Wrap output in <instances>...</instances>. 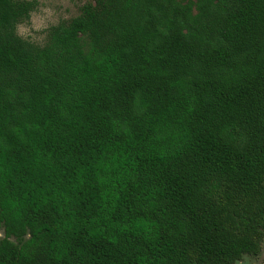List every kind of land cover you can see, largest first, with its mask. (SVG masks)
Returning a JSON list of instances; mask_svg holds the SVG:
<instances>
[{
    "label": "trees",
    "instance_id": "trees-1",
    "mask_svg": "<svg viewBox=\"0 0 264 264\" xmlns=\"http://www.w3.org/2000/svg\"><path fill=\"white\" fill-rule=\"evenodd\" d=\"M35 6L0 0V264L258 254L264 0H91L44 44Z\"/></svg>",
    "mask_w": 264,
    "mask_h": 264
},
{
    "label": "rangeland",
    "instance_id": "rangeland-1",
    "mask_svg": "<svg viewBox=\"0 0 264 264\" xmlns=\"http://www.w3.org/2000/svg\"><path fill=\"white\" fill-rule=\"evenodd\" d=\"M36 6L27 19L16 26L17 33L24 39L44 44L51 26L68 20L79 13L82 4L91 0H35ZM2 229L0 228V236ZM15 242L16 240L13 239ZM232 264H264V228L261 250L256 255H243Z\"/></svg>",
    "mask_w": 264,
    "mask_h": 264
},
{
    "label": "flooded vegetation",
    "instance_id": "flooded-vegetation-1",
    "mask_svg": "<svg viewBox=\"0 0 264 264\" xmlns=\"http://www.w3.org/2000/svg\"><path fill=\"white\" fill-rule=\"evenodd\" d=\"M2 235H3V231H2ZM2 235H1V236H2ZM1 236H0V237H1ZM244 255H245V254H244ZM248 255H252V254H248ZM255 255H256V254H255ZM237 260H239V259H237ZM235 261H236V260H235ZM235 261H234V262H235Z\"/></svg>",
    "mask_w": 264,
    "mask_h": 264
}]
</instances>
